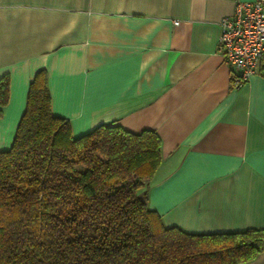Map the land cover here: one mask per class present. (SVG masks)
<instances>
[{
  "label": "crops",
  "instance_id": "crops-1",
  "mask_svg": "<svg viewBox=\"0 0 264 264\" xmlns=\"http://www.w3.org/2000/svg\"><path fill=\"white\" fill-rule=\"evenodd\" d=\"M252 1L0 0V152L44 71L52 114L74 137L118 125L160 138L147 206L166 228L264 230V54L233 89L217 48L220 21ZM245 264H264V242Z\"/></svg>",
  "mask_w": 264,
  "mask_h": 264
},
{
  "label": "trees",
  "instance_id": "trees-1",
  "mask_svg": "<svg viewBox=\"0 0 264 264\" xmlns=\"http://www.w3.org/2000/svg\"><path fill=\"white\" fill-rule=\"evenodd\" d=\"M8 76L0 79V108ZM161 140L100 125L74 137L54 116L44 71L29 86L12 146L0 152V264H245L264 230L187 234L147 206Z\"/></svg>",
  "mask_w": 264,
  "mask_h": 264
},
{
  "label": "built area",
  "instance_id": "built-area-1",
  "mask_svg": "<svg viewBox=\"0 0 264 264\" xmlns=\"http://www.w3.org/2000/svg\"><path fill=\"white\" fill-rule=\"evenodd\" d=\"M219 27L217 48L230 70L231 87L237 89L257 74L264 54V0L238 2L234 15L223 18Z\"/></svg>",
  "mask_w": 264,
  "mask_h": 264
}]
</instances>
